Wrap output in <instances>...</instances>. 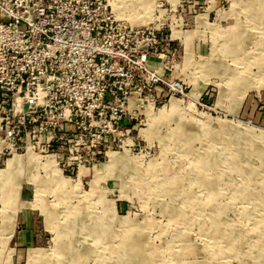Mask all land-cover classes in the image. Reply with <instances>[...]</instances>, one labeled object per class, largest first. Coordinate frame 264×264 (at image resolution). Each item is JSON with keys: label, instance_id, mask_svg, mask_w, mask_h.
Wrapping results in <instances>:
<instances>
[{"label": "rangeland", "instance_id": "obj_1", "mask_svg": "<svg viewBox=\"0 0 264 264\" xmlns=\"http://www.w3.org/2000/svg\"><path fill=\"white\" fill-rule=\"evenodd\" d=\"M103 3V101L0 90V264H264V0Z\"/></svg>", "mask_w": 264, "mask_h": 264}, {"label": "built area", "instance_id": "obj_2", "mask_svg": "<svg viewBox=\"0 0 264 264\" xmlns=\"http://www.w3.org/2000/svg\"><path fill=\"white\" fill-rule=\"evenodd\" d=\"M110 21L116 19H109L103 0H0V75H7V81L0 78V90L5 99L43 105L45 93L55 89L54 102L78 105L90 96L79 97L75 89L94 72L103 101L104 82L117 63L110 66L108 59L133 63L122 41L118 51L97 46ZM133 28L117 21V31L128 39L137 34ZM77 56L80 62L74 61Z\"/></svg>", "mask_w": 264, "mask_h": 264}, {"label": "bare ground", "instance_id": "obj_3", "mask_svg": "<svg viewBox=\"0 0 264 264\" xmlns=\"http://www.w3.org/2000/svg\"><path fill=\"white\" fill-rule=\"evenodd\" d=\"M28 157H29V156H28ZM28 157H27V158H28ZM28 159H29V158H28ZM10 165H11V164H10ZM9 168H10V167H9ZM6 171H7V170H6ZM166 189H168V188H166ZM164 210H165V209H164ZM130 240H131V239H130ZM136 242H137V241H136ZM136 242H135V243H136ZM127 243H128V242H127ZM140 244H141V243H140ZM136 245H137V244H136ZM141 247H144V246H141ZM129 251H130V250H129ZM143 251H144V250H143ZM138 253H139V252H138ZM35 256H36V254H34V255L32 254V255H31V258H34ZM124 256H125V255H124ZM148 256H149V255H148Z\"/></svg>", "mask_w": 264, "mask_h": 264}]
</instances>
